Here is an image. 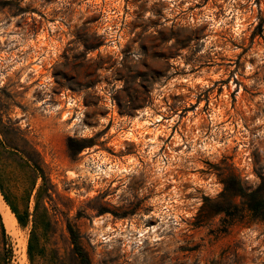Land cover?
Returning <instances> with one entry per match:
<instances>
[{"label":"rangeland","instance_id":"1","mask_svg":"<svg viewBox=\"0 0 264 264\" xmlns=\"http://www.w3.org/2000/svg\"><path fill=\"white\" fill-rule=\"evenodd\" d=\"M226 183L264 189V0H0V264H264Z\"/></svg>","mask_w":264,"mask_h":264},{"label":"trees","instance_id":"2","mask_svg":"<svg viewBox=\"0 0 264 264\" xmlns=\"http://www.w3.org/2000/svg\"><path fill=\"white\" fill-rule=\"evenodd\" d=\"M230 179H234L233 177ZM236 196H242L244 199V203L247 206V209L251 212L252 216L258 220L264 221V189L257 188L256 190L247 193L242 188L230 187L229 184L226 183L225 191L222 194V197H227L228 199H232ZM14 211V208H12ZM1 217V216H0ZM2 220V217H1ZM69 231L73 236L74 230L72 227H69ZM73 243L75 244V252L80 254L82 259H85V255L78 248V243L72 237Z\"/></svg>","mask_w":264,"mask_h":264},{"label":"built area","instance_id":"3","mask_svg":"<svg viewBox=\"0 0 264 264\" xmlns=\"http://www.w3.org/2000/svg\"><path fill=\"white\" fill-rule=\"evenodd\" d=\"M108 99H109V104L110 106H115V101L113 100L112 98V93L111 91H108ZM158 163H157V171H164L165 169L168 168V166L171 165V157H169L168 155H163V156H160L158 157L157 159Z\"/></svg>","mask_w":264,"mask_h":264},{"label":"bare ground","instance_id":"4","mask_svg":"<svg viewBox=\"0 0 264 264\" xmlns=\"http://www.w3.org/2000/svg\"><path fill=\"white\" fill-rule=\"evenodd\" d=\"M147 114V113H146ZM158 121H160V119H158ZM107 169L109 170V169H111V166H107ZM105 173H106V171H105ZM6 209V208H5ZM5 211V210H4ZM5 214V213H4ZM11 215V214H10ZM11 217V216H10ZM12 218V217H11ZM13 219V218H12ZM6 221V220H5Z\"/></svg>","mask_w":264,"mask_h":264}]
</instances>
